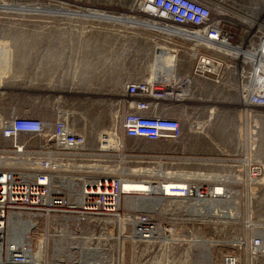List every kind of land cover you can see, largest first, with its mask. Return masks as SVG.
Returning <instances> with one entry per match:
<instances>
[{
    "label": "built area",
    "instance_id": "obj_1",
    "mask_svg": "<svg viewBox=\"0 0 264 264\" xmlns=\"http://www.w3.org/2000/svg\"><path fill=\"white\" fill-rule=\"evenodd\" d=\"M14 1L0 0V20L15 14L6 8ZM133 5L131 16L151 37L161 66L125 86L115 125L91 140L66 109L0 112V264H151L156 258L183 264L188 255L180 250L212 241L200 236L202 226L226 229L241 218L233 199L264 184V162L253 157L170 154L183 136L182 121L160 113L185 95L191 74L233 92L243 111L264 109V0ZM62 7L72 14L85 9L79 0H35L32 20L71 14ZM137 140L161 142L162 155L137 158L127 145ZM133 164L146 171L134 173ZM136 182L146 190L132 188ZM140 197L153 201L131 203ZM243 227L228 241L234 251L217 264L264 262V228Z\"/></svg>",
    "mask_w": 264,
    "mask_h": 264
},
{
    "label": "crops",
    "instance_id": "obj_2",
    "mask_svg": "<svg viewBox=\"0 0 264 264\" xmlns=\"http://www.w3.org/2000/svg\"><path fill=\"white\" fill-rule=\"evenodd\" d=\"M79 3L85 6L81 14H72L74 11L70 9V15L53 16L52 19L38 16L37 22L32 20L28 39L31 46H20L15 50L11 48L12 52L9 54L16 56L15 62L10 58L11 62L0 64V71L5 72V80L8 81L14 70L16 77L22 78V87L37 88L29 96V102L115 103L119 111L125 86L130 82L149 78L154 70H158V65L161 66L158 64L161 60L157 59L155 65L151 37L144 31L142 24L133 25L134 22L140 23L139 20L120 15L114 4L85 0H79ZM59 10L67 12L65 7ZM171 62L174 66L175 59L171 58ZM178 71L183 75L188 74L185 66H181ZM189 76L192 78L191 88L186 86L185 94H188L189 89L190 94L172 102L187 106L190 100H199L197 104H208V121L215 119L221 112L220 101L226 98L218 96L212 102L210 96L205 94L196 98L193 95L194 87L207 92L214 83L207 76ZM6 85L8 84H1L0 88L6 91L9 88ZM234 99H231L233 101L230 104L236 106V113L240 116L242 108L239 100ZM52 108L47 107L43 111L53 112ZM35 110L39 111L38 108ZM160 113L176 116L174 107L168 104H165ZM208 121L196 122L199 127H194L193 122L190 130L185 132L203 134L207 139L193 141L183 131V136L173 144L179 156L209 159L220 157L222 153H228L227 150L239 149L237 145L228 147L223 142V145L217 146L210 137ZM226 141L231 139L227 138Z\"/></svg>",
    "mask_w": 264,
    "mask_h": 264
},
{
    "label": "rangeland",
    "instance_id": "obj_3",
    "mask_svg": "<svg viewBox=\"0 0 264 264\" xmlns=\"http://www.w3.org/2000/svg\"><path fill=\"white\" fill-rule=\"evenodd\" d=\"M96 3L114 4L119 10L122 16H131L134 9V0H85ZM16 4L23 6L31 5L35 3V0H15ZM10 14L8 18L0 20V64L11 62L10 58H13L15 62V55L9 54L20 46L30 45L29 36L31 32V24L33 14L25 9H19ZM15 11V10H14ZM15 68V67H14ZM9 73V72H8ZM4 74V75H3ZM1 75H3L1 77ZM4 77V78H3ZM22 78H17L14 74L8 81L5 80V72L0 71V86L1 84H8L9 88H6L7 93L0 96V112L3 115L15 112V110L21 107H33L45 110L47 107H53L54 103L47 102H29V96L33 94V90L37 91V88L22 87ZM29 91V94L28 92ZM210 96V102L218 96L226 98L221 100V112L215 119L208 121L209 112L206 108L208 104H197L199 100H190L187 106L174 105L175 115L182 121L184 135L191 138V140H204L207 139L205 135L199 133H187L193 122L208 121V130L211 133V138L215 141L217 146L226 143L228 146L237 145L239 147L236 151H229L228 153L235 154L237 158L253 157L257 160L264 162V109L247 108L246 111L242 110L240 116L236 113V106L230 104L231 99H234L235 94L228 92L222 86L214 84L209 87L207 92L199 90V88L193 89V95L200 97L201 95ZM231 97V98H230ZM230 98V99H229ZM122 99V97L120 98ZM235 100V99H234ZM60 108L66 109L70 112L71 118L74 123L83 128L88 134L91 140H94L99 132L104 127L115 125L119 120L120 113L117 110L115 103L110 104H82V103H59ZM199 107V108H195ZM243 109V108H242ZM241 135V139H240ZM230 138L231 141L227 142L226 139ZM238 139V140H235ZM236 141L238 142L236 144ZM2 142L0 138V143ZM223 142V143H222ZM129 147H135V154L139 157L150 155L152 161H157V156L162 155V143L151 142L148 140L128 141ZM151 146V147H149ZM228 146V147H229ZM152 148V149H151ZM173 145L169 150L170 154L175 155ZM150 159V158H149ZM132 167L140 168L139 164H133ZM143 170H138L142 172ZM252 190V189H251ZM248 197H238L233 199V203H237L240 206L239 215L241 218L233 220L227 226V228H221L220 226H202L200 229V236L203 238L211 239L210 243L214 247L200 246L199 248L182 249L178 253L188 255V261L183 264H217L220 262V258L223 253L233 252V247L228 242L234 235L243 232L244 225L247 222L252 223L256 227L264 228V184L257 186L252 190ZM215 244H222L217 245ZM171 253V252H170ZM168 254V252H164ZM154 252L151 253V256ZM151 264H165L164 261H160L158 258L152 261ZM172 264V262H167ZM174 264V263H173ZM247 264H251L248 263ZM261 264H264L262 262Z\"/></svg>",
    "mask_w": 264,
    "mask_h": 264
},
{
    "label": "bare ground",
    "instance_id": "obj_4",
    "mask_svg": "<svg viewBox=\"0 0 264 264\" xmlns=\"http://www.w3.org/2000/svg\"><path fill=\"white\" fill-rule=\"evenodd\" d=\"M11 6L12 7H6L7 9H9V10H15L14 12H17V13H19V12H22L21 10L20 11H17V10H19V9H25L26 11H30V12H32L33 11V9H32V7H29L28 5H27V7L26 6H23V5H20V4H16L15 2H14V4H11ZM32 6V5H31ZM66 10H67V12L66 13H70V9L69 8H66ZM72 10V9H71ZM51 13H53V11L51 12ZM139 24L141 25L142 23H137V22H134L133 23V25L134 26H139ZM143 25V24H142ZM141 25V26H142ZM190 86L189 88H191V81H189L187 84H186V86ZM0 92H2L3 94H6V91L4 90V89H2V88H0ZM190 89L188 90V94H190ZM188 94H185V95H188ZM184 96V95H183ZM182 96V97H183ZM182 97H180V99L182 98ZM179 98H173V100H178ZM239 103H240V107L241 108H243V103L242 102H240L239 101ZM60 105L59 104H55L54 105V107H59ZM252 109V108H251ZM212 112H214V111H212ZM209 120V119H208ZM201 124V123H200ZM193 126L194 127H199L200 125L199 124H197V123H194L193 124ZM133 169V172L134 173H138V170H143L142 172H141V174H143L146 170H144V169H139V168H136V167H134V168H132ZM140 173V172H139ZM148 173H150V174H152V175H157V176H159L160 175V173L159 172H156V171H151V170H149V172ZM152 182H154V181H152ZM129 188H131L130 186H129ZM132 188H134V189H136V190H140V191H142V190H146V188H147V185L145 184V183H140V182H136V183H134V185L132 186ZM136 200L135 201H133V200H131L132 202L131 203H133V202H135V203H138V204H140V205H142V204H144L145 202H147V201H153V198H149V199H144V198H142V197H140V198H135ZM204 242L207 244V245H209V246H213L212 245V243H210V241H208V242H206L205 240H204ZM214 245H216L215 243H214Z\"/></svg>",
    "mask_w": 264,
    "mask_h": 264
},
{
    "label": "flooded vegetation",
    "instance_id": "obj_5",
    "mask_svg": "<svg viewBox=\"0 0 264 264\" xmlns=\"http://www.w3.org/2000/svg\"><path fill=\"white\" fill-rule=\"evenodd\" d=\"M173 151H175L174 153H176V147L173 149Z\"/></svg>",
    "mask_w": 264,
    "mask_h": 264
}]
</instances>
